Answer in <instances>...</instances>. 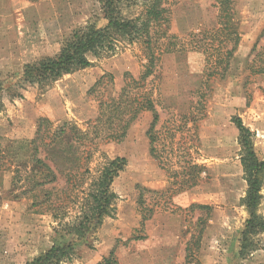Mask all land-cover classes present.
Returning a JSON list of instances; mask_svg holds the SVG:
<instances>
[{
	"label": "rangeland",
	"instance_id": "1",
	"mask_svg": "<svg viewBox=\"0 0 264 264\" xmlns=\"http://www.w3.org/2000/svg\"><path fill=\"white\" fill-rule=\"evenodd\" d=\"M167 1L169 34L184 39L188 48L163 55L153 76L140 85L139 93L150 96L159 114L152 132L155 157L148 137L153 121L149 111L139 114L121 142L105 139L103 124L98 130L92 126L99 104L117 98L127 78H140L147 63L141 41L91 58L90 68L49 87L28 86L23 100L4 94L0 264H25L47 252L54 243V215L68 220L79 211L65 178L71 162L62 163L54 155L49 158L56 160L51 165L57 167L59 180L45 187L52 189L54 204H36V191L23 196L30 189L28 179L37 175L29 143L42 119L45 143L67 125L64 142L73 146L68 159L80 157L83 164L90 156L92 170L107 159L127 160L112 185L118 196L115 216L86 243H79L77 256L67 264H99L113 250L118 264H186L199 219L207 217L206 211L191 210L192 205L212 209L192 264H264V250L240 256V234L249 212L242 204L247 183L233 123L239 117L255 134V152L264 159V73L251 72V67H264L262 58H256L264 45V0H233L240 43L224 78L210 76L205 56L188 44L191 34L218 28L216 0ZM126 5L130 17L143 13L142 0ZM88 23L106 25L99 0H0V81L6 87L20 83L25 65L55 57L71 33ZM47 152L42 147L39 157L46 158ZM262 196L258 212L264 216V184ZM260 242L263 246L264 235Z\"/></svg>",
	"mask_w": 264,
	"mask_h": 264
},
{
	"label": "trees",
	"instance_id": "2",
	"mask_svg": "<svg viewBox=\"0 0 264 264\" xmlns=\"http://www.w3.org/2000/svg\"><path fill=\"white\" fill-rule=\"evenodd\" d=\"M127 1L99 0L103 20L106 21L104 27H99L96 23H88L86 26L74 30L64 41L55 57L25 65L20 83L13 87H6L5 82L0 81V113L4 109L5 93L12 100H23V91L28 86L49 87L66 75L90 68L93 65L91 58L99 59L114 54L121 44L131 45L141 41L146 47L147 63L140 78L138 80L133 77L127 78L125 86L117 98L101 102L98 109L99 116L92 126L98 130L99 126L103 124V129L100 131L103 130L104 138L109 141L121 142L127 136L130 126L139 114L149 111L153 114V121L148 137L151 154L155 157L156 138L152 132L159 122V114L150 96L139 93L140 85L153 76L157 63L163 55L184 51L188 47L185 45L184 39L169 34L170 11L167 7V0H142L143 13L136 17L125 14L126 7L129 6L126 5ZM216 4L219 11L218 28L213 31L205 30L197 35L191 34L188 44L192 50L201 52L205 56L210 76L218 75L224 78L239 46L240 35L233 24V19L237 15L235 2L233 0H216ZM153 34L155 35L153 36ZM256 50L257 47L254 51ZM256 58H262L264 63V45L259 48ZM251 72L263 74L264 67L259 69L251 67ZM103 78L95 84L94 88L101 84ZM43 122V119L40 120L36 138L29 143L31 147L30 161L37 175L28 179L30 189L25 190L23 196L31 195L33 191H36V204H54L52 189H45L47 186L56 184L59 180L58 172L55 171L58 170L57 167L51 165V162L55 163L56 160L49 158L54 155L59 157L62 163L71 162L72 167L65 174V178L66 183L72 187V192L75 195L72 200L75 205L79 206V211L68 220L54 215L57 225L54 228L53 246L47 252L25 264H67L73 262L77 256V245L86 243L89 237L97 233L107 218L115 216L118 196L112 190V185L124 171L127 160L120 157L107 159L92 170L89 167L90 156L83 164L80 157L75 160L68 159V153L73 151V146L64 142L68 133L67 125L53 133L50 143H45V138L42 135ZM233 123L239 132L240 161L247 183V192L242 204L249 212V219L246 221L239 240L240 256L246 258L256 251L264 250V245L262 246L260 242V237L264 235V216L258 212L263 199L264 159L260 160L255 152V134L244 125L239 117L234 118ZM62 145H66L68 148H63ZM42 147L48 148V152L46 158L41 159L39 154ZM2 168L0 166V170ZM81 168H85L82 173L79 171ZM62 173L63 171H60L59 175ZM191 210L206 211L207 217L199 219L198 234L192 238V243L187 247L186 264L193 263L195 258L192 252L194 249L199 250L212 212L211 207L205 205H192ZM62 216L65 218L67 215L63 214ZM99 264H118L115 250Z\"/></svg>",
	"mask_w": 264,
	"mask_h": 264
}]
</instances>
